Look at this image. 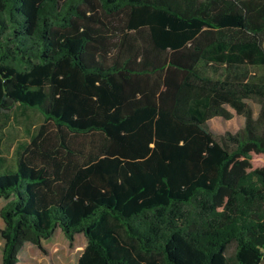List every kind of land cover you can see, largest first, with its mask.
<instances>
[{
    "label": "trees",
    "instance_id": "trees-1",
    "mask_svg": "<svg viewBox=\"0 0 264 264\" xmlns=\"http://www.w3.org/2000/svg\"><path fill=\"white\" fill-rule=\"evenodd\" d=\"M247 66L264 68V0H0V121L34 108L64 151L36 164L40 131L0 170L2 264L57 228L86 237L76 264H264V76ZM228 106L230 143L205 127Z\"/></svg>",
    "mask_w": 264,
    "mask_h": 264
},
{
    "label": "rangeland",
    "instance_id": "rangeland-1",
    "mask_svg": "<svg viewBox=\"0 0 264 264\" xmlns=\"http://www.w3.org/2000/svg\"><path fill=\"white\" fill-rule=\"evenodd\" d=\"M248 71L250 76L257 78L264 76V68L261 66H247L244 68ZM204 71L212 77H225L228 73V69L224 66H205ZM247 102L252 106L254 115L256 116L259 110V104L253 100H247ZM228 109L232 112L233 116L230 119H224L220 116L212 117L207 120L205 127L210 131L214 138L220 142L230 143V135H235L239 133L244 127V117L237 114L232 108L228 106ZM42 131L41 136L37 139L36 145L38 149L36 152L30 151L29 154L34 153V162L36 164L42 163V155L40 149H47L52 151H57L59 153L55 154L56 158H62L64 151L63 148H60V139L59 132L51 121H47L34 108L25 107L19 104H16L12 109L5 110L2 113V119L0 121V170H9L15 169L16 167V158L20 151H22L26 146L31 145L32 139L36 137L39 132ZM67 140H69L72 145L77 146L80 150L86 152L90 146V141L92 139L91 135H72L67 134ZM31 149H36L32 147ZM256 163L263 165L264 157L256 158ZM6 202L5 198L0 197V207ZM119 232L123 234L122 227L119 224L115 223ZM3 227V220L0 216V230ZM54 237L53 241L55 243H61V237L66 240V236L61 231L60 228L52 235ZM68 240V239H67ZM74 244L84 245L86 238L83 233H77L74 236ZM63 242V240H62ZM62 244V243H61ZM2 246L3 239L0 234V264L1 255H2ZM63 247V246H62ZM234 252H235V243H231L227 250L226 256L234 262ZM158 261L161 262V258L158 257ZM46 263L50 262L48 259L45 260ZM74 259L72 260V263ZM162 264V262H161Z\"/></svg>",
    "mask_w": 264,
    "mask_h": 264
},
{
    "label": "crops",
    "instance_id": "crops-1",
    "mask_svg": "<svg viewBox=\"0 0 264 264\" xmlns=\"http://www.w3.org/2000/svg\"><path fill=\"white\" fill-rule=\"evenodd\" d=\"M52 237L54 236L51 235L41 240L44 250L32 242L26 241L18 253L16 264H76L87 240L82 246L76 244L72 246L63 236H60L62 244L55 243ZM72 243L74 244V240ZM47 259L50 262L46 263L45 260ZM73 259L74 262L72 263Z\"/></svg>",
    "mask_w": 264,
    "mask_h": 264
}]
</instances>
